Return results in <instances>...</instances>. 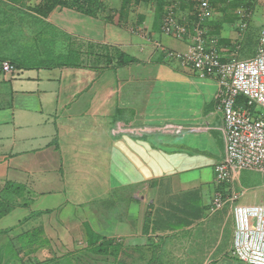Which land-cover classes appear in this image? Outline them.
<instances>
[{"label":"crops","instance_id":"obj_1","mask_svg":"<svg viewBox=\"0 0 264 264\" xmlns=\"http://www.w3.org/2000/svg\"><path fill=\"white\" fill-rule=\"evenodd\" d=\"M182 5L180 11L187 12ZM31 19L58 30L65 47L106 45L140 61L102 72L77 62L16 67L12 75L4 74L0 61V191L6 184L22 185L31 197L29 205L0 220V229L22 234L41 227L84 237L87 209L113 208L123 198L124 226L118 224L114 235L124 236L126 245L145 246L154 238L157 245L162 241L161 261L246 264L231 254L233 207L264 205V175L243 171L230 183H216L215 166L225 155L218 83L166 57L168 51H186L189 40L165 36L162 17L154 25L147 18L117 25L57 7L46 18L31 9ZM141 29L150 41L138 34ZM221 38L222 55L230 59L237 38L232 33ZM167 123L184 129L171 135L115 134L117 124ZM216 190L239 197L213 213ZM183 197L185 205L174 202ZM67 207L73 208L68 218Z\"/></svg>","mask_w":264,"mask_h":264},{"label":"rangeland","instance_id":"obj_2","mask_svg":"<svg viewBox=\"0 0 264 264\" xmlns=\"http://www.w3.org/2000/svg\"><path fill=\"white\" fill-rule=\"evenodd\" d=\"M33 1L37 2V0L0 2L1 62H11L17 68L51 64L71 66L77 62L85 68L102 72L110 69L117 71L125 66L124 63L129 66L140 61L119 48L106 45L85 43L81 46L80 43L68 42L65 47L62 43V34L58 30L31 19ZM94 2L102 4L96 8L97 15L101 18L111 16L112 23L117 25H126L129 21H138L142 18H147L148 22L154 25L162 17L160 6H156L153 0H94ZM85 3L87 4V0ZM182 4L184 10L192 11L189 0H182ZM214 7L213 16L207 27L209 36L216 40L220 47L222 36L235 34L237 39L231 57L238 59L254 57L264 26L261 3L254 0H234L217 3ZM168 38L176 40L172 37ZM216 108L220 111L218 103ZM259 110L264 115V110ZM170 127H181L182 131L184 129L183 126L173 123L135 128L117 124L115 134L139 135V133L155 134L156 132L165 134L161 129ZM10 185L12 184H6L0 195H5L14 209L29 205L31 197L29 198L26 193V188H23L25 186L16 185L12 188ZM15 188L19 189L14 191ZM8 189L10 190L5 192ZM217 192L225 195L220 190H216ZM124 194H119V197L120 195L123 197ZM187 197L191 198L190 195ZM225 198H229V195ZM185 199L184 197L179 200L174 199V202L185 205ZM126 203L127 199L121 198L113 208L97 204L89 207L84 222V237H81L77 231H67V233L57 230L44 231L41 227L38 230H23L22 234L18 231L0 229V264H180L160 260L158 253L161 252L159 244L162 241L158 240L157 245L156 240L152 238L153 240H147L145 246L134 247L126 245L124 236L114 235L118 224L121 228L124 226L123 219L120 218L125 216ZM212 208L213 202L210 211ZM64 211L68 218L73 208L67 207ZM153 221V216L149 215L150 225ZM145 226L151 228L148 220Z\"/></svg>","mask_w":264,"mask_h":264},{"label":"built area","instance_id":"obj_3","mask_svg":"<svg viewBox=\"0 0 264 264\" xmlns=\"http://www.w3.org/2000/svg\"><path fill=\"white\" fill-rule=\"evenodd\" d=\"M161 30L164 35L184 42L186 51H168L166 57L182 68L194 71L201 79H216L218 109L224 118V158L215 166V180L220 186L230 183L234 173L255 171L264 175V26L254 57L225 59L221 47L207 30V23L218 2L234 0H190L191 12H181L182 0H164ZM260 2L264 13V0ZM138 34L150 41L144 29ZM157 46H159L157 44ZM5 75L16 72L11 62L2 63ZM165 134H180L181 127L163 128ZM238 194L225 198L215 194L212 212L235 201ZM235 230L231 254L246 264H264V205L233 207Z\"/></svg>","mask_w":264,"mask_h":264},{"label":"trees","instance_id":"obj_4","mask_svg":"<svg viewBox=\"0 0 264 264\" xmlns=\"http://www.w3.org/2000/svg\"><path fill=\"white\" fill-rule=\"evenodd\" d=\"M157 1L161 9V15H163L165 1L164 0H157ZM100 6H102V4H98L94 2V0H87V4L85 3V0H41L39 5H36L34 8H32V11H34L36 14L40 15L41 17L46 18L57 7H64V8H70V9L76 10L78 12H81L89 16L97 17L98 15L96 13L97 12L96 8ZM105 19L109 22H112L111 16H106ZM124 64L127 65V63H124ZM10 186L12 188L15 187V185L13 184ZM18 189L19 188H15L14 191L15 190L17 191ZM9 190L10 189L6 190L5 192H8ZM3 201H5V203ZM11 205L12 204L8 202L5 195L1 194L0 195V219L6 216L7 214H9L14 209L13 206Z\"/></svg>","mask_w":264,"mask_h":264}]
</instances>
